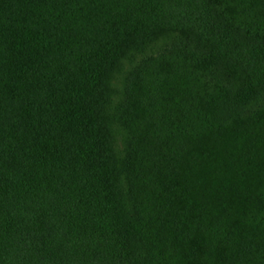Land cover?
<instances>
[{"label": "trees", "instance_id": "obj_1", "mask_svg": "<svg viewBox=\"0 0 264 264\" xmlns=\"http://www.w3.org/2000/svg\"><path fill=\"white\" fill-rule=\"evenodd\" d=\"M263 95L264 0H0V264H264Z\"/></svg>", "mask_w": 264, "mask_h": 264}, {"label": "rangeland", "instance_id": "obj_2", "mask_svg": "<svg viewBox=\"0 0 264 264\" xmlns=\"http://www.w3.org/2000/svg\"><path fill=\"white\" fill-rule=\"evenodd\" d=\"M180 36L176 33H166L160 37L145 42L140 48L127 54L121 61L117 71L113 74L110 83L112 92L111 100L106 109L107 117L111 121V129L114 132V147L119 158L126 154L128 143V132L117 118V108L125 98L126 79L136 67L140 66L144 60L156 57L167 50L175 48L179 44ZM264 106V95L258 103L253 104L250 109L257 110Z\"/></svg>", "mask_w": 264, "mask_h": 264}]
</instances>
